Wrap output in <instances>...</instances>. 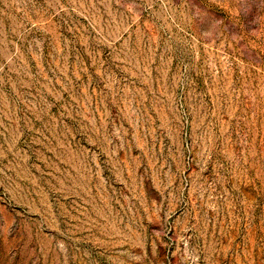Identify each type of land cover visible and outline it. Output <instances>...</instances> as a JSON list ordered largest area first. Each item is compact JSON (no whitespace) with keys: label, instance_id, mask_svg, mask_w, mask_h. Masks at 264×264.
<instances>
[{"label":"rangeland","instance_id":"1","mask_svg":"<svg viewBox=\"0 0 264 264\" xmlns=\"http://www.w3.org/2000/svg\"><path fill=\"white\" fill-rule=\"evenodd\" d=\"M0 264H264V0H0Z\"/></svg>","mask_w":264,"mask_h":264}]
</instances>
